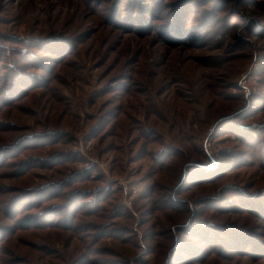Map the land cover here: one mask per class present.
Returning <instances> with one entry per match:
<instances>
[{
  "label": "rangeland",
  "instance_id": "374dc122",
  "mask_svg": "<svg viewBox=\"0 0 264 264\" xmlns=\"http://www.w3.org/2000/svg\"><path fill=\"white\" fill-rule=\"evenodd\" d=\"M0 264H264V0H0Z\"/></svg>",
  "mask_w": 264,
  "mask_h": 264
},
{
  "label": "trees",
  "instance_id": "16d2710c",
  "mask_svg": "<svg viewBox=\"0 0 264 264\" xmlns=\"http://www.w3.org/2000/svg\"><path fill=\"white\" fill-rule=\"evenodd\" d=\"M225 156H228V154L227 153H223Z\"/></svg>",
  "mask_w": 264,
  "mask_h": 264
}]
</instances>
